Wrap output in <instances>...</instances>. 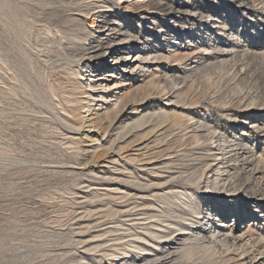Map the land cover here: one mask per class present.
I'll use <instances>...</instances> for the list:
<instances>
[{"label": "bare ground", "instance_id": "6f19581e", "mask_svg": "<svg viewBox=\"0 0 264 264\" xmlns=\"http://www.w3.org/2000/svg\"><path fill=\"white\" fill-rule=\"evenodd\" d=\"M237 1L245 8L250 5L247 0ZM121 2L128 0H0V48L4 53H0V106L4 104L0 117L8 113L6 96H16L22 90L34 101H25L26 108L44 116L48 131L52 130L50 138L54 136V141L60 139L69 144L77 151L73 157L84 155L86 169L93 172L100 165L108 172L102 181L108 184L103 196L107 198L103 215L109 225L103 234V253L109 264H264L261 230L256 233L254 224H250L244 234L236 236L232 226L223 224L233 208L237 210L235 217L245 205L260 209L253 205L259 185L253 186V173H244L253 161L249 162L245 149L239 148L238 143L225 147L227 139L220 138L217 127L199 110L202 100L208 99L211 104L221 101L216 96V78L220 77L215 70L222 72L229 61L222 59L214 64L204 61L199 51L191 52L188 39H197L199 29L189 32L192 35L185 44L168 49L166 38L187 34H183L187 22L180 21L182 11L175 4L166 0H132L134 5L124 11L117 8ZM247 11L244 13L250 15ZM193 14L197 21L198 12ZM217 14H209L210 25L215 24ZM179 29L182 33H178ZM210 37L214 44L204 49L205 54L227 46L224 42L216 43L213 33ZM178 41L175 43L179 44ZM12 46L16 56L11 54ZM184 50L188 52L182 56ZM102 53L109 54L114 64L100 60ZM229 54L235 56L230 63L236 67L239 54ZM11 57L13 61L18 59L13 63ZM147 59L180 62L186 71L181 73L164 63L150 70L143 65ZM141 67L143 72H139ZM12 70V80L19 82V87L11 85L8 74ZM197 80L203 91L192 96L199 85ZM158 100L168 103L161 107L155 104ZM64 130H74L80 136L67 137ZM114 132L117 134L112 137ZM62 135L67 139H61ZM93 142L101 145L92 147L91 152L85 145ZM53 145L61 153L59 156H64L60 145ZM228 149L231 150L227 152ZM11 152L10 146L0 147L1 155ZM50 153L48 149L46 155L55 157ZM24 156L19 160L27 163ZM52 163L62 164L58 158ZM117 171L119 176L114 173ZM114 182L118 184L116 188L109 185ZM153 191V199L148 201L146 193ZM98 197L99 193H95L92 198ZM249 258L251 263L247 262ZM84 260L101 264L87 257H77L76 261L82 264Z\"/></svg>", "mask_w": 264, "mask_h": 264}, {"label": "rangeland", "instance_id": "374dc122", "mask_svg": "<svg viewBox=\"0 0 264 264\" xmlns=\"http://www.w3.org/2000/svg\"><path fill=\"white\" fill-rule=\"evenodd\" d=\"M166 1L170 5L175 4L181 9L182 15L179 14L181 17L180 21L187 22L186 29L183 32V34L187 33L186 35L180 34L183 36L176 35L175 37L171 36L166 38V44L168 45L169 50L172 49L171 46L181 45L183 43L185 44L188 36L192 35L191 33L189 34V32L193 29H199L200 33L199 35L197 34V39L195 37L194 40L188 39V46L190 49H192L191 52L199 51V53H201L199 56L204 61L208 60V62H213L214 64H217L218 60L222 59L229 61L226 65V69L222 72L220 69L215 70V72H217V74H219L218 76L220 77V79L216 78V83L218 84L216 96L218 98L221 97V101L216 104H211L208 99L202 100L199 110L203 111L202 114H204V116L207 117L212 122V124L217 127V134H220V138L227 139L228 143L224 145L225 147L238 143L237 146L239 148L243 147L245 149L247 156L250 158L249 162H253H251V166L249 163L245 167L244 171L246 172L244 173H253V186L259 185L255 188L257 196H255L256 198L254 197L255 203H253V205H259L260 209L254 210L248 205H245L243 206L244 208L242 211L238 213V216L235 217L234 213L237 212V210L233 208L228 211L224 217L225 223L223 224L226 226L229 225V227L232 226L236 236L244 234L246 228L250 224H254L256 233L261 230L264 234V197L262 196L264 195V0H247V2L250 4L248 8L235 3L238 2L237 0ZM132 5H134L132 0H128V2H121L117 8L120 6L124 11H128ZM246 9H248L250 15L244 13V11L246 12ZM196 11L198 12V14L195 15L196 18L198 17L197 21L194 19V17H192L194 16L193 12ZM211 13H218L217 17H215L216 22L214 25H210V20L208 19V16ZM177 28L178 27L176 26V29ZM178 33H182V31L180 32L179 29ZM211 33L214 34L216 43L224 42L227 46L221 48L220 50L216 49L215 52L206 51L205 54L204 49H208L209 44H214L210 43L212 39L210 37ZM1 36L3 39L4 35ZM175 41H178L179 44L175 43ZM166 44L165 47L167 46ZM1 47H4L3 41ZM142 47L143 45H141V48ZM14 49L15 48L12 46L11 54L16 56ZM244 51H247V55L243 56ZM186 52H188V50L182 51V56L187 54ZM235 52L239 54L236 57V67L233 62H231L232 64L230 63V61L235 58V56H233V54H229ZM0 53L4 54L1 48ZM17 59L18 57H15L13 61V58L11 57L13 63H15ZM99 59L105 61L107 65L111 63L109 54L106 55L102 53ZM13 63L11 64L14 65ZM138 63L139 62H137V64ZM143 63V65H147L149 68H155L157 65L164 63V65L167 67L172 65V67L179 69L181 73L186 71L182 67L184 65H181L180 62H173L169 64L165 60H161L160 63L155 60L147 59L144 60ZM111 64L113 65L114 62ZM36 68L39 69V65L38 67L36 66ZM141 70H143V67L140 68L139 72H143ZM150 70H152V68H150ZM1 73L3 72L1 71ZM12 73H14V70L9 72V80L13 79L12 76L14 74ZM238 74L239 76H236ZM136 75L137 72H134L133 76H135V78L137 77ZM200 81L204 82V78H200ZM200 81L197 80L196 83H199ZM10 82H12V86H20V83L16 82L15 80ZM21 91H19L17 93L18 95L16 94V96L15 93H10L8 95L9 97L6 96V98H8L7 102L9 103H7L8 105L6 107L8 109V113L7 116L0 117V147L10 146L12 150L11 153L6 155L0 154V264H79L76 261L77 257H87L89 261L93 259L98 263L101 261V264H109L108 260L104 259L103 253V249L105 248L104 242L106 238L105 236L103 237V234L106 231L105 229L109 226L105 224L107 223V217L105 218L104 216L107 209V198H103L104 194L107 192L106 188L108 184H106L105 181H102V178L105 177L107 171L100 165H96L93 172L91 171L93 169H86L85 162L87 161V158L84 155L73 157L72 154H75L77 151L71 149L69 144L67 145L66 142L63 143L60 139L56 140L57 142L54 141L52 139L54 136L52 137V135V138H50L49 133L52 130L48 131L49 127H47L48 125L44 123V116L36 115L34 112H30L32 111L30 108H26V105L24 104L25 101L30 103H34V101H32L28 94L26 95V93ZM193 91L194 92H192V96L198 95L200 91H203L202 83L201 86L199 83V85L196 86ZM252 100H255V104H251ZM158 101L159 102H156L155 104H158L161 107L162 105L168 103L167 101L163 100ZM237 101H239L240 104ZM3 105L4 104H1L0 107ZM23 106H25L26 111L23 109ZM64 131V134H67V137H74L76 139L80 136V134L74 130ZM115 133L117 134V132H114V134L111 133V136L114 137L116 135ZM44 137H46V139ZM58 137L60 138V136L56 135V138ZM173 137L174 135L171 136L169 140H172ZM50 139H52L54 142H52ZM61 139L66 140L67 138L66 136L62 135ZM105 139H107V137ZM61 143L63 145H61ZM53 144L60 145L61 149L64 151V156H59L61 153L57 151L56 146ZM64 145L66 146L64 147ZM98 145L101 144L99 142L87 143L85 148L87 147L91 152H94V148L92 149V147H96ZM12 146H14L16 149ZM67 146L69 148H67ZM48 149L51 150V153L56 157V159H60L62 164L59 165L58 163H52L55 162L56 159L55 157L46 155ZM230 150L231 149H228L227 152ZM26 154H29V156ZM23 156L24 158L28 159V164L19 160V158H23ZM39 156H41L43 159L39 158ZM32 160H35V163H33ZM37 160H39V162ZM42 160L44 162H42ZM88 161L91 165L90 159H88ZM31 164H33V166ZM114 173L116 176L120 175L117 174L118 171ZM64 178L68 182L64 180ZM37 182L39 183L37 184ZM44 184L46 185L44 186ZM109 185H112V188H116V185L118 184L114 182ZM95 193H99V197L93 200L92 197ZM153 194H155L154 191L150 192L149 194L146 193V199L151 201L153 199ZM89 203L91 204L89 205ZM122 203H125V200H122ZM129 203H132V201ZM90 210H92V215ZM101 213L104 215L102 216ZM49 221H51V224ZM216 222L219 224L221 223L219 221ZM126 224L129 225L130 223L128 222ZM26 226L28 227L27 229ZM43 234H45V236H43ZM245 237H247V235ZM74 241L79 243L77 244ZM243 244L241 243V246H243ZM87 248H89V250ZM31 249H33V251ZM38 250L41 253H39ZM27 253L29 254L27 255ZM23 254L26 255L24 256ZM255 256L257 257V254ZM247 262L251 263L252 258H249ZM81 263L88 264V262L85 260Z\"/></svg>", "mask_w": 264, "mask_h": 264}]
</instances>
